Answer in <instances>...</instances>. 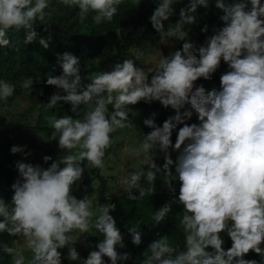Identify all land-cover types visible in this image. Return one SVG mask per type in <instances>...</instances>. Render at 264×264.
Instances as JSON below:
<instances>
[{
	"label": "clouds",
	"instance_id": "clouds-1",
	"mask_svg": "<svg viewBox=\"0 0 264 264\" xmlns=\"http://www.w3.org/2000/svg\"><path fill=\"white\" fill-rule=\"evenodd\" d=\"M61 2L76 6L82 21L91 14L99 24L113 19L122 0ZM179 2L156 0L148 17L159 36L183 41L167 55L160 52L149 72L134 58L126 57L107 70L91 73L85 83L79 57L69 51L56 54L61 72L47 74L45 83L58 91L43 105L52 108L67 102L70 111L82 118L70 114L49 117L54 129L51 137L58 148L67 150L59 160L44 155V162L51 161L47 167L16 161L18 176L11 184V198L0 196V233L22 237L23 248L30 255L21 247L0 242V250L11 255L12 264H62L59 249L65 247L66 258L77 264H123L129 258V252L118 251L125 245L110 214L115 204L93 208L88 194L81 198L73 195V186L81 180L83 161L104 168L111 134L135 126L129 106L141 100L159 101L174 113L159 125L155 112L143 119L151 130L133 149L135 155L142 156L141 166L121 178L120 187L129 200H136L155 191L154 181L163 172L164 183L175 195L156 208L153 218L159 223L171 212L172 204L182 205L179 223L184 247L178 250L167 234L160 235L148 244L140 264H264V0H212L220 10L222 24L214 26L199 45L186 38L184 29L198 22V6L207 9L210 0H187L178 19L165 28L164 22L173 16V6ZM50 5L51 0H0V47L10 46V29H24L26 44L38 41L47 49L51 34L40 35L33 25L51 15ZM207 30V24L200 29ZM221 61L227 70L220 74L219 87L206 90L195 83L198 78L210 80ZM32 84V77L23 81L30 90ZM14 90L13 83L0 79V101H6ZM193 113L198 122L185 123ZM25 147L12 145L10 151L28 156ZM170 148L177 151L175 160ZM157 150L163 153L160 165L153 159ZM142 178L149 182L147 188L140 185ZM173 180L179 181L178 191ZM90 227L101 238L81 257L74 247L79 236L73 233H86ZM127 231L131 242L139 245L137 227ZM225 234L231 241L227 248L223 247ZM250 250L259 254V259L245 258Z\"/></svg>",
	"mask_w": 264,
	"mask_h": 264
},
{
	"label": "trees",
	"instance_id": "trees-1",
	"mask_svg": "<svg viewBox=\"0 0 264 264\" xmlns=\"http://www.w3.org/2000/svg\"><path fill=\"white\" fill-rule=\"evenodd\" d=\"M156 0H122L117 6L118 11L111 21H103L99 24L93 22L91 14H89L83 21L79 17V9L76 6H69L63 4L56 6L54 1L51 0L50 10L51 15L46 16L44 21L36 20L34 27L40 35L47 36L49 33L52 39L47 49L39 45L38 41L25 43L24 29L19 31L10 29L7 33L10 39V46L7 48L0 47V79H5L15 84L20 79L28 77L33 78V83L42 89V94L35 100L36 105L41 111L52 116L73 115L74 118H82V114L72 113L70 111L71 105L67 102H61L52 108H45L43 104L47 103L48 97L54 92L58 91L56 86L48 85L45 83L47 74L59 75L61 68L57 63V53L69 51L73 55L79 57L80 72L83 81L87 83L90 75L93 72L104 70V64L88 67L87 64L91 59L100 55L105 48L106 35L115 34L116 31L123 28L131 27L137 29L145 26L146 29L157 33L152 28L148 17L151 15L155 8ZM220 10L211 13L205 24L208 25L206 32L189 38L197 45L203 43L206 34L210 32L212 25L218 20ZM47 29H45V26ZM183 41L178 40L176 49L180 48ZM221 73L227 70V65L221 61L219 66ZM151 73H149V76ZM212 80H219V76L212 75ZM206 80L198 78L196 84H203ZM131 109L138 108H153L156 110V117L154 118L157 125L161 124L166 115L167 108L163 107L159 101H152L145 103L139 101L136 104L129 106ZM109 108L111 106L109 105ZM192 123V122H188ZM178 125L177 127H179ZM34 129L38 131H54L48 120L44 115H39L34 125ZM151 129L147 126H142V133H147ZM176 138V131L173 130L172 141ZM11 141L6 132L0 129V196L5 200H10L12 190L11 184L16 179L17 170L13 162L12 152L10 151ZM107 151V150H106ZM169 153L173 160L177 155V151L169 149ZM63 153H56L48 151L45 155H50L53 159L59 160ZM106 156V152H105ZM105 158V157H104ZM155 162L160 165L163 163V153L157 150L156 155L153 157ZM44 167H47L51 161H39ZM83 166L89 164L88 161L82 162ZM146 167V165H144ZM174 172V166H170ZM90 173L97 180L98 199L97 204H115V209H110V214L116 219L117 225L123 233L124 248L118 249L120 252L127 251L130 253L129 258L123 264H140V261L147 254L148 244L160 235L167 234L170 242L175 245L178 250L184 247V233L180 225V217L182 215V205L172 204L171 212L159 223H156L153 218V213L156 208L169 202L171 197L175 195L170 193L168 187L164 183L166 177L163 172L158 175L154 181L155 191L153 193L146 192L143 197L136 200H129L126 193L116 196L108 197L107 185L105 178L100 174V168L89 167ZM144 188L149 186L146 179H141L139 182ZM172 183L176 186L178 191L179 181L173 180ZM134 191H136L134 189ZM138 194V193H137ZM136 226L137 230L141 232V243L134 245L131 242V234L127 229L131 226ZM17 236L9 235L8 233H0V241L7 238H15ZM101 238V234L92 235L88 232L84 233L81 239V257H86L90 248H94L97 240ZM225 243L223 247L230 246V238L224 235ZM245 258L259 259V254L249 251L245 254ZM107 257L105 260L107 261ZM9 254L5 252L0 253V264H8ZM62 264H67L65 258L62 256ZM120 264V262H118Z\"/></svg>",
	"mask_w": 264,
	"mask_h": 264
},
{
	"label": "rangeland",
	"instance_id": "rangeland-1",
	"mask_svg": "<svg viewBox=\"0 0 264 264\" xmlns=\"http://www.w3.org/2000/svg\"><path fill=\"white\" fill-rule=\"evenodd\" d=\"M56 6H62L61 0H53ZM187 3V0H180L175 4L174 14L169 18V21H165V28H167L169 22L174 23L178 19V12L180 7ZM217 9L213 6L212 0H210L209 7L205 9L202 6H198L197 12L198 22L190 26L185 25V31H188L187 39L196 36L201 33L200 29L205 25L208 16L215 12ZM222 22L218 19L212 25L211 30L206 36L212 34L213 27H219ZM178 38L175 37H162L158 33H154L151 30L146 29L145 26L133 29L131 27L123 28L115 32V34L106 35V44L102 53L91 59L87 66H95L99 63L104 64V70L110 68L115 62L122 60L126 57H132L136 60V63L144 68L146 72H149L154 68L155 60L159 56L160 52L164 55L176 50ZM137 57H139L137 59ZM221 71L219 68L212 74L220 77ZM25 79L18 80L15 85V90L12 96L8 97L6 101H0V129L6 132L10 138L12 145H26L24 152H30V155L25 156L23 152L12 153L13 162L24 160L27 162L38 163L42 161V157L48 151H54L56 153H63L67 150L58 148L57 140L51 137L52 131H38L34 129V125L39 115H44L49 122L50 115L41 111L36 105L35 100L42 94V89L36 84H32V90L23 86ZM205 89H209L213 86L219 87V80H206L203 83ZM143 101V100H141ZM111 106V105H110ZM187 107V105L185 106ZM155 112L153 108H138L130 109L129 118L135 124L134 127L118 129L112 133V143L108 149H106V156L104 158V168H100V174L105 178L107 185V196L112 198L124 194L120 187L121 178L127 176L131 171L140 167V161L142 156H137L133 152V149L139 146L143 140L142 126L143 119L148 117L150 113ZM174 110L171 107H167L166 115H172ZM157 115V113H156ZM155 115V117H156ZM154 117V118H155ZM198 122L196 120V114L193 113L192 117L185 121ZM90 164L85 166V170L82 174L81 180L73 186V195L77 198H81L83 195L88 194L92 201V207H98L97 199V180L93 178L90 173ZM18 173L16 175V178ZM88 233L97 235L98 232L90 227ZM74 235L79 236L74 244V247L81 256V239L84 233L80 234L79 230H75ZM0 242L9 244L12 247L23 248L24 240L22 237L7 238ZM25 255H30L26 248H23ZM62 256L65 258L67 264H77V261H70L66 258L67 247L59 249ZM3 252L0 250V253ZM8 264H12V257L9 254Z\"/></svg>",
	"mask_w": 264,
	"mask_h": 264
}]
</instances>
